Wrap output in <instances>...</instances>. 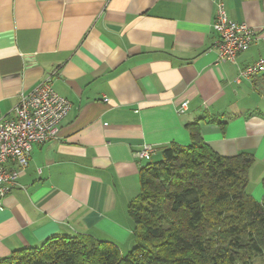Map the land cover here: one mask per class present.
Masks as SVG:
<instances>
[{"label":"crops","instance_id":"crops-1","mask_svg":"<svg viewBox=\"0 0 264 264\" xmlns=\"http://www.w3.org/2000/svg\"><path fill=\"white\" fill-rule=\"evenodd\" d=\"M223 1L257 32L235 64L218 61L214 0H0V118L45 80L70 104L0 198V259L58 234L129 251L127 205L145 162L136 153L188 145L187 123L216 153L253 156L247 191L261 200L264 71L237 77L264 59V0Z\"/></svg>","mask_w":264,"mask_h":264},{"label":"trees","instance_id":"trees-1","mask_svg":"<svg viewBox=\"0 0 264 264\" xmlns=\"http://www.w3.org/2000/svg\"><path fill=\"white\" fill-rule=\"evenodd\" d=\"M210 121L224 129L217 117ZM186 128L188 145L160 147V159L139 168L140 191L127 205L129 251L86 234H58L0 264H264V195L256 200L247 191L253 156H222L198 122Z\"/></svg>","mask_w":264,"mask_h":264},{"label":"built area","instance_id":"built-area-1","mask_svg":"<svg viewBox=\"0 0 264 264\" xmlns=\"http://www.w3.org/2000/svg\"><path fill=\"white\" fill-rule=\"evenodd\" d=\"M215 16L212 29L218 61L236 63V56L249 48L257 39L256 29L244 22H235L227 15L224 1L214 0ZM264 71V59L240 69L237 79L251 77ZM107 100V99H105ZM70 104L58 94L48 80L42 81L29 92L21 94L12 108V116L0 118V198H2L29 163L34 144H43L57 135L62 119ZM187 102L177 108L184 112ZM155 148L145 144L136 153L142 160H150Z\"/></svg>","mask_w":264,"mask_h":264},{"label":"rangeland","instance_id":"rangeland-1","mask_svg":"<svg viewBox=\"0 0 264 264\" xmlns=\"http://www.w3.org/2000/svg\"><path fill=\"white\" fill-rule=\"evenodd\" d=\"M160 156H161V154L157 153L151 158V160H158V159H160Z\"/></svg>","mask_w":264,"mask_h":264}]
</instances>
